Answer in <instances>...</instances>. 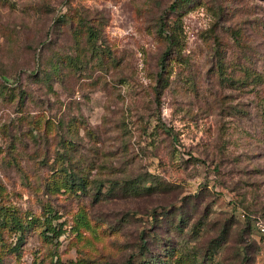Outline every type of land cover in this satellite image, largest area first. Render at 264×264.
<instances>
[{
    "label": "rangeland",
    "instance_id": "1",
    "mask_svg": "<svg viewBox=\"0 0 264 264\" xmlns=\"http://www.w3.org/2000/svg\"><path fill=\"white\" fill-rule=\"evenodd\" d=\"M176 1L0 0V206L61 230L5 264H264V0ZM62 150L85 191L45 193Z\"/></svg>",
    "mask_w": 264,
    "mask_h": 264
},
{
    "label": "trees",
    "instance_id": "2",
    "mask_svg": "<svg viewBox=\"0 0 264 264\" xmlns=\"http://www.w3.org/2000/svg\"><path fill=\"white\" fill-rule=\"evenodd\" d=\"M177 3L171 5L172 12H177L178 10L183 9L185 6H189L194 3V0H177ZM180 19V18H179ZM90 31V36L96 40L95 32L92 27H88ZM158 34L162 36L167 43V50L162 58V65L164 64L165 55H170L174 51H181L185 46V37L183 35L182 26L180 23H173L172 25H167L163 22H160L159 29L157 30ZM172 57V56H171ZM172 59V58H171ZM219 75L221 81H226V83H232L233 77L231 74H227L225 70L219 69ZM245 79L250 81V85L257 86L261 83H264V78L261 73H255L253 71H245ZM261 113L264 115V106L261 109ZM70 149V148H69ZM65 151V152H64ZM62 150L61 157L59 159L58 167L52 169L53 175L50 177V180L45 185L46 194H54L56 192H75L85 191L87 188V181L83 175V170L81 172H76L77 168L72 165V161L69 156L70 153L68 150ZM147 182V181H146ZM145 181L143 183H138V181L130 180L125 183L122 189L123 191L129 194L139 195V194H152L157 189L156 185L147 184ZM1 189V186H0ZM118 190V189H117ZM47 214L45 213V219L38 224V220L33 216L21 215L17 210L11 209L5 206H0V264H5V259L9 258L12 255H18L20 251V245L23 242L25 235L37 228L42 227V231L45 235L51 234L54 236H59L61 230L58 229L57 225L53 222L58 219L57 212H53L52 209H48ZM245 218L248 221V226H251L252 229H255L258 232L257 221L260 217L255 215H249L247 212H244ZM173 227L179 228L180 222L182 219H179L178 224L170 221ZM226 231L224 230L223 233ZM16 236V241L14 243H7V238L11 237L10 235ZM258 234L264 236V234ZM168 254L167 258L160 260L158 255H152L145 251L141 254V260L139 262H133L129 260L127 264H170V256ZM192 264H198L197 260L192 262Z\"/></svg>",
    "mask_w": 264,
    "mask_h": 264
},
{
    "label": "built area",
    "instance_id": "3",
    "mask_svg": "<svg viewBox=\"0 0 264 264\" xmlns=\"http://www.w3.org/2000/svg\"><path fill=\"white\" fill-rule=\"evenodd\" d=\"M256 225H257L259 233L264 234V224L260 220H258Z\"/></svg>",
    "mask_w": 264,
    "mask_h": 264
}]
</instances>
